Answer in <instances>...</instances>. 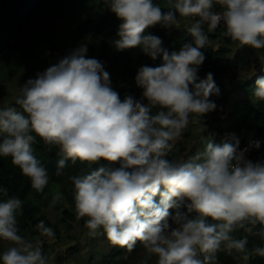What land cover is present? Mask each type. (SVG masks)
I'll list each match as a JSON object with an SVG mask.
<instances>
[{"label": "clouds", "instance_id": "obj_1", "mask_svg": "<svg viewBox=\"0 0 264 264\" xmlns=\"http://www.w3.org/2000/svg\"><path fill=\"white\" fill-rule=\"evenodd\" d=\"M169 2L162 11L154 0H105L120 21L114 49L139 47L150 59H161L158 66L137 69L140 99L121 98L103 62L86 56L87 44H81L21 85L13 104L0 106V157H10L36 192L49 182L34 155L37 138L59 148L54 175H62L69 162L86 164L70 179L77 217L87 218L89 235L102 233L128 251L139 241L156 264H217L220 252L247 260L248 235L236 233L264 241V160L245 154L262 141L238 150L239 137L227 133L179 162L168 153L190 124L205 132L202 118L217 107L209 99L220 91L213 74L197 75L209 40L205 26L211 32L222 25L225 37L262 49L264 0ZM181 18L191 19L186 29L192 40L179 50L169 52L160 37L144 34L156 25L179 28ZM252 96L264 101V75ZM101 160L106 164L93 169ZM0 196V241L7 242L0 264H50L42 239L19 234L23 201L6 188ZM35 227L41 237L54 239L44 221ZM251 253L264 257V245Z\"/></svg>", "mask_w": 264, "mask_h": 264}, {"label": "rangeland", "instance_id": "obj_2", "mask_svg": "<svg viewBox=\"0 0 264 264\" xmlns=\"http://www.w3.org/2000/svg\"><path fill=\"white\" fill-rule=\"evenodd\" d=\"M5 0H0V7ZM18 4L22 0H8ZM214 10H219L215 8ZM100 0H41L31 12V18L22 21L20 34L5 40L6 44L0 48V106L13 104L19 93V88L29 78H35L38 73L58 62L65 55L81 44H86L92 30V22L102 13ZM190 18H181L180 27L172 31H180L190 25ZM225 36L221 32L210 34L208 46L214 49L225 47ZM241 46L236 42L229 47L226 71L213 76L219 88V94L209 99L216 103V109L206 114L202 119L206 131L200 134L196 125L190 124L183 135L174 141L173 149L168 158L181 161L202 151L208 140L223 138L227 133H235L242 137V128L236 115H232V105L238 97L251 101L247 90L243 89L254 78L264 74V62L258 54L254 60L241 72L232 69L231 60L234 52ZM174 47L173 50H179ZM158 66L161 59H150L140 53L134 56V66ZM199 66L198 79H204L209 72ZM133 92L138 88L132 87ZM215 132L216 135H213ZM61 187L53 186L49 199L40 204L43 215L57 227L58 235L51 238L36 235L33 229L20 234L30 240L42 239L43 252L50 258V264H107L112 260L114 264H156V257L149 255L138 241L137 245L128 251L126 247L111 245L102 233L89 235L86 227L73 224L66 229L60 222L58 208L65 207L60 194ZM60 199H54L57 195ZM7 247V242L0 241V251ZM240 264H254L249 254L245 260L240 254Z\"/></svg>", "mask_w": 264, "mask_h": 264}, {"label": "trees", "instance_id": "obj_3", "mask_svg": "<svg viewBox=\"0 0 264 264\" xmlns=\"http://www.w3.org/2000/svg\"><path fill=\"white\" fill-rule=\"evenodd\" d=\"M41 0H22L15 4L5 0L0 7V48L5 45L8 38L20 34L22 21H27L31 18V12L35 6L39 5ZM161 6L162 11H167L170 7L169 0H154ZM102 13L99 18L92 22L91 34L87 41L86 56L94 57L103 62L105 69L110 73L112 87L120 94L121 98L126 94H132L136 99L141 98V90L133 92L134 76L137 69L134 66V56L140 53V48L117 51L112 45V41L116 37V31L120 21L107 9L105 0H100ZM189 26V25H188ZM187 28V27H186ZM180 31H172V29H164L159 25L145 29L144 34L155 35L161 38L162 45L169 52L174 47H181L184 43L190 42L192 37L188 34L187 29ZM205 31L210 39V34L217 32ZM223 33L222 31H219ZM236 42L230 38H224L225 47L214 49L208 44L202 49L205 55V60L202 63V68L206 72H211L213 76L221 75L226 71L227 54L229 47L235 45ZM7 46V44H6ZM258 54H264V48L253 49L250 46L244 45L237 49L231 60L232 69L236 72L244 70ZM150 66V63H149ZM201 74V73H198ZM264 75V74H263ZM253 79L250 84L243 89L247 90L251 99L237 98V101L232 105V115H236L239 119V124L242 128V137L240 142H245L251 139L264 140V101L257 100L252 96L255 88ZM213 135H216L215 132ZM222 138L214 139L213 143H220ZM37 143L33 145L34 155L48 170L49 182L42 192H36L30 184L29 178L23 176L18 167L11 163L10 157H0V188L8 190V196H16L23 201L22 214L17 216V226L19 234L33 229L36 235H40L36 229V224L44 221L46 226H49L54 231V237H57V227L53 225L45 215L42 214L40 204H45L51 194L53 186H60V194L65 202V207L58 208L60 212V222L65 224L66 229H70L73 224L85 226L86 217L78 218L73 200L72 181L70 177L77 175L82 169L86 168V164L77 162L72 164L69 162L60 176L54 175L57 161L61 158L58 146L45 145L37 138ZM264 160V142L252 157V161ZM105 161L101 160L92 165V168L103 166ZM0 196V199H3ZM156 199H159L157 197ZM237 236L248 235L249 254L254 259V264H264V257H260L251 253V249L257 246L264 245L259 237L243 233L239 231ZM240 254L227 255L224 252L218 253L217 264H240ZM107 262V264H114Z\"/></svg>", "mask_w": 264, "mask_h": 264}, {"label": "built area", "instance_id": "obj_4", "mask_svg": "<svg viewBox=\"0 0 264 264\" xmlns=\"http://www.w3.org/2000/svg\"><path fill=\"white\" fill-rule=\"evenodd\" d=\"M219 31H222V32L224 31L222 25L219 26L217 29L211 31V32H219ZM251 140H255V139H251ZM251 140H248V141H245V142H242V143L240 142L238 150L245 148L249 144V142ZM259 140H261L262 141L261 144H263L264 140L263 139H259ZM257 150L258 149L250 148L249 151L245 154V158L249 159V160H252V157L254 156V154L256 153Z\"/></svg>", "mask_w": 264, "mask_h": 264}]
</instances>
